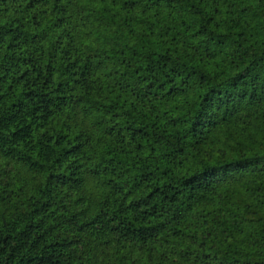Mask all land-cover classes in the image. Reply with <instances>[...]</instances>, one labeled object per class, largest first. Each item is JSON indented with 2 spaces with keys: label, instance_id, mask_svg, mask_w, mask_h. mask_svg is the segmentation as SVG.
I'll return each instance as SVG.
<instances>
[{
  "label": "trees",
  "instance_id": "trees-1",
  "mask_svg": "<svg viewBox=\"0 0 264 264\" xmlns=\"http://www.w3.org/2000/svg\"><path fill=\"white\" fill-rule=\"evenodd\" d=\"M0 264H264V0H0Z\"/></svg>",
  "mask_w": 264,
  "mask_h": 264
}]
</instances>
